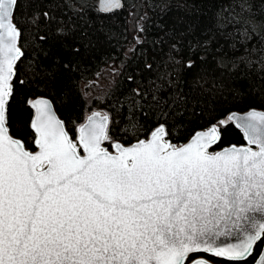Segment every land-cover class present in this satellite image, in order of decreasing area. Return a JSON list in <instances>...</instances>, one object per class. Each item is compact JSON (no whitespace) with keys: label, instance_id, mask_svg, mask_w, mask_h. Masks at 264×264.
I'll use <instances>...</instances> for the list:
<instances>
[{"label":"snow or ice","instance_id":"1","mask_svg":"<svg viewBox=\"0 0 264 264\" xmlns=\"http://www.w3.org/2000/svg\"><path fill=\"white\" fill-rule=\"evenodd\" d=\"M0 264H264V0H0Z\"/></svg>","mask_w":264,"mask_h":264},{"label":"trees","instance_id":"2","mask_svg":"<svg viewBox=\"0 0 264 264\" xmlns=\"http://www.w3.org/2000/svg\"><path fill=\"white\" fill-rule=\"evenodd\" d=\"M100 82H102L103 84H105V81L103 79H101Z\"/></svg>","mask_w":264,"mask_h":264},{"label":"rangeland","instance_id":"3","mask_svg":"<svg viewBox=\"0 0 264 264\" xmlns=\"http://www.w3.org/2000/svg\"><path fill=\"white\" fill-rule=\"evenodd\" d=\"M100 85H103V83H102V82H100Z\"/></svg>","mask_w":264,"mask_h":264}]
</instances>
